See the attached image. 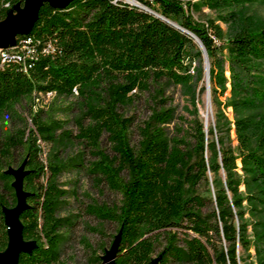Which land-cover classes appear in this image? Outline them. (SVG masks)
Segmentation results:
<instances>
[{"label": "trees", "instance_id": "1", "mask_svg": "<svg viewBox=\"0 0 264 264\" xmlns=\"http://www.w3.org/2000/svg\"><path fill=\"white\" fill-rule=\"evenodd\" d=\"M259 1L264 2L42 4L33 27L3 46L10 53L3 60L0 55V115L26 101L34 123L8 129L0 137V251L10 239L4 207L18 202L16 176L8 169L24 163L28 206L20 218L24 238L36 241V246L22 252L19 262L65 264L64 246L75 221L60 212L67 190L58 177L69 166L83 165L98 184L105 182L121 195L118 202L86 204V211L102 223L118 225L104 253L93 249V262L102 263L121 233L114 264H153L160 236L166 246L158 264H264V20L246 12ZM18 2L24 0H0V19ZM203 4L229 23L226 33L213 19L206 25L193 17L191 9ZM188 30L201 38L210 59L215 122L208 128L197 105L198 91L206 90L203 50ZM24 43L34 46L33 55L22 50ZM172 84H181L191 98L193 117L186 126L185 120L175 122L176 109L167 105ZM75 87L83 107L74 116ZM49 91L54 93L50 105L34 110L35 97ZM145 91L155 104L136 125L134 144V117L120 107ZM70 121L76 133L66 126ZM172 122L176 130L171 132ZM40 139L53 144L47 159ZM67 140L80 143L94 158L85 164L83 149L78 157L63 156L57 146ZM17 149L22 156L15 166ZM201 182L212 183L215 195H200ZM207 200L209 213L204 211ZM87 228L104 233L98 225ZM180 228L195 233H187L183 244ZM85 243L92 246L86 238Z\"/></svg>", "mask_w": 264, "mask_h": 264}, {"label": "rangeland", "instance_id": "2", "mask_svg": "<svg viewBox=\"0 0 264 264\" xmlns=\"http://www.w3.org/2000/svg\"><path fill=\"white\" fill-rule=\"evenodd\" d=\"M187 1V0H185ZM200 1V0H190ZM25 8V0L23 4L18 2L11 6L8 10V14L4 19H0V23L7 20L9 17H17L20 16L22 9ZM219 11H216L210 8L208 5L203 4L200 8L194 7L191 9V13L193 17L200 22L209 25V21L213 19L215 24L220 25L223 31L226 33L228 30L229 23L220 18ZM247 13L254 14L264 20V2H255L248 6ZM3 48V46H0ZM229 74V72H228ZM205 80V73H204ZM202 83V82H201ZM181 84L174 85L170 87V96L168 99L167 105H172L175 107V122H180L181 124L185 120L184 126L187 125L186 121L193 117V106L191 104V98L186 91H183L181 88ZM75 89V88H74ZM53 91H49L47 93H40L39 96H36L34 99L33 109H38L41 107H48L51 101V94ZM79 91H75V95L72 96L73 101H77V108L75 109V114L82 112L83 103L79 96ZM230 91L228 90L226 94L222 97L225 98ZM198 115L204 121L205 125L208 122L214 124L215 116H214V106L211 103V106L208 104L206 90L203 93L198 91ZM28 102L23 101L21 103H17L12 109L5 111L0 115V137H2L8 129L13 131L16 128L21 127H33V121L31 120V115L29 114V110L27 107ZM155 101L151 99L150 92H140L138 96L135 97V100L124 104L120 107V109L129 116L134 117V123L132 126L131 138L132 142L135 144L138 139V132L136 129V125L142 120L146 119L150 113L151 109L154 106ZM227 113L230 117H233L232 107L227 108ZM63 116V115H61ZM175 122L170 123L169 130L172 132L176 130ZM67 127H71L74 133L77 132V126L74 121H70L66 124ZM208 128V126H206ZM232 136L234 137V143L238 142L236 138V131L233 128L231 131ZM41 146L43 148L42 157L47 159L51 156V148L52 143L47 142L45 140L40 139ZM104 144H106L104 142ZM61 149V154L67 158L69 157H78L81 153L82 149L85 152L84 162L88 164L89 160L94 158L89 149L83 148L82 145L78 142H74L73 140H67L64 143L60 142L57 148ZM22 151L20 149L16 150V159L15 166L20 164V158L22 156ZM238 164L240 165V161L238 160ZM58 183L61 187H64L67 192L63 196L64 200L61 206V214L68 215L72 217L75 221L74 224L70 227L69 237L66 240L64 246V253L62 258L64 259L65 264H103L100 262H93L92 258L96 255V252H93V249H97L99 254L104 253L103 251L106 247H109L110 241L113 238V235L118 231V225L115 222L107 221L106 223H102L94 214L86 211V204L93 203H102V202H118L121 195L120 193L110 189L105 182H100L99 184L95 180L92 173H90L87 166L83 165H72L68 168H65L58 177ZM244 188V185H242ZM198 193L206 198H210L215 195V189L212 183L207 184L206 182H201L199 184ZM211 210L210 201L207 200V205L204 207L205 213H209ZM98 225L104 229V233H98L96 231H91L87 228V225ZM187 233L190 235H194L192 229L180 228L179 229V237L180 242L183 244V238ZM85 238L92 243V246L89 247L85 243ZM102 244L104 247H102ZM166 240L164 236H160L157 241V248L155 253L153 254L154 259H159L163 249H165ZM106 254V252H105ZM104 255V254H103ZM169 264H195L192 261H171Z\"/></svg>", "mask_w": 264, "mask_h": 264}, {"label": "water", "instance_id": "3", "mask_svg": "<svg viewBox=\"0 0 264 264\" xmlns=\"http://www.w3.org/2000/svg\"><path fill=\"white\" fill-rule=\"evenodd\" d=\"M46 1H49L53 5L65 6L70 0H25V8L22 9L20 16L9 17L7 20L0 23V46H7L10 43H13L18 33L28 32L33 27L36 19L38 18L41 5ZM168 20L174 23L176 26L182 27L180 24L175 23L170 19ZM188 31L194 36L195 40L199 43L203 50L206 94L208 104L211 106L212 98L209 55L201 38L196 33L190 30ZM206 126H208V122L206 123ZM24 166L25 165L23 163L18 168L10 167L8 169L16 176V179L13 181V185L16 187L18 202L14 207H4L6 221L9 225L10 239L7 248L4 251H0V264H20L19 260L21 253L31 252L36 246V241L26 240L24 238L23 222L20 218L22 211L28 206V191L24 189V176L27 170L24 168ZM120 238L121 233H118L113 245L108 248L106 250V254L103 255V264H114ZM153 264H158V259H153Z\"/></svg>", "mask_w": 264, "mask_h": 264}, {"label": "built area", "instance_id": "4", "mask_svg": "<svg viewBox=\"0 0 264 264\" xmlns=\"http://www.w3.org/2000/svg\"><path fill=\"white\" fill-rule=\"evenodd\" d=\"M21 48L28 55H33V53H34V46H32V45H25V43H24V44H22ZM48 48L49 47L45 46V48L43 50L48 52ZM16 52H18V51H16ZM16 52L15 53L11 52V53H12V55H20L22 57V59H23V55L20 54V53H16ZM9 54L10 53L8 51H6V50H4L3 48L0 47V55L2 56V60H3V56L9 55ZM74 90L77 91V88L75 87ZM50 94L53 95L54 93L52 92Z\"/></svg>", "mask_w": 264, "mask_h": 264}, {"label": "bare ground", "instance_id": "5", "mask_svg": "<svg viewBox=\"0 0 264 264\" xmlns=\"http://www.w3.org/2000/svg\"><path fill=\"white\" fill-rule=\"evenodd\" d=\"M134 2V1H133Z\"/></svg>", "mask_w": 264, "mask_h": 264}]
</instances>
